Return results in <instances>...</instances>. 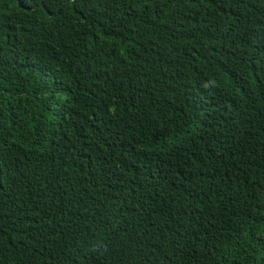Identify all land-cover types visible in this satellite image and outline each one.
Instances as JSON below:
<instances>
[{"label":"trees","instance_id":"trees-1","mask_svg":"<svg viewBox=\"0 0 264 264\" xmlns=\"http://www.w3.org/2000/svg\"><path fill=\"white\" fill-rule=\"evenodd\" d=\"M0 264H264V0H0Z\"/></svg>","mask_w":264,"mask_h":264}]
</instances>
